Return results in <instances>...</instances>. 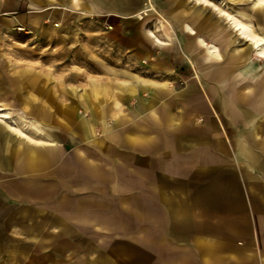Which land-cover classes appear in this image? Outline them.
Here are the masks:
<instances>
[{
	"label": "crops",
	"instance_id": "obj_1",
	"mask_svg": "<svg viewBox=\"0 0 264 264\" xmlns=\"http://www.w3.org/2000/svg\"><path fill=\"white\" fill-rule=\"evenodd\" d=\"M101 1L130 12L143 6ZM170 5L171 46L154 42L143 22L132 42L151 51L138 66L152 79L120 70L135 86L122 81L113 88L107 79L114 69L100 63L105 77L91 78L90 87L118 100L106 108L75 94L96 123L80 116L78 124H60L56 114L68 115L70 104L29 105L25 111L56 123L48 130L63 128L57 140L42 120L15 116L0 103L10 115L0 121V167L20 178L0 185L17 195L9 213L0 206V264H264V74L255 79L253 47L234 28L246 47L236 37L226 40L220 28L211 32L218 20L210 9ZM169 28L162 29L167 38ZM225 41L237 45L225 48ZM130 96L134 107L110 116ZM13 118L22 129L23 119L39 123L43 132L25 129L27 138L10 128Z\"/></svg>",
	"mask_w": 264,
	"mask_h": 264
},
{
	"label": "rangeland",
	"instance_id": "obj_2",
	"mask_svg": "<svg viewBox=\"0 0 264 264\" xmlns=\"http://www.w3.org/2000/svg\"><path fill=\"white\" fill-rule=\"evenodd\" d=\"M94 1L98 5L96 10L92 7L91 0H39L35 1L38 5L36 7L31 5L30 0H0V103L8 107L15 116L23 111V116L30 121L42 120L47 131L57 140L61 139L63 128H58L60 125L57 124L52 130L58 133L48 130L47 124L56 123L49 122L48 118H37L32 112L25 111L29 105L54 109L55 106L70 104L72 110L68 115L56 114L60 124H78L80 116L84 122L93 123L96 121L95 113L90 107H80L76 95L88 97L91 103L103 101L106 108L112 99L115 100L116 96H108L109 91H93L90 87L91 78L101 80L105 77L106 69L100 63L114 69L115 73L111 75L113 78L107 79L114 84L113 88H116V84L118 87L122 81H126L129 86L135 84L128 74L121 76L120 70L150 78L145 73L146 67L138 65H144L151 51H147V47L142 44L132 45L139 36L140 23H145L146 30L149 27L152 29L149 35L154 42L163 40L171 46L176 41L175 19L172 13H167L172 0H136L140 6L143 4L144 7H152L146 15H137L139 10L130 12L110 9L103 1ZM173 1L210 9L213 17L218 20V26L211 25V32L220 28L225 32L226 40L235 38L236 33L232 31L233 27L222 10L237 16L238 13L243 14V20L250 23L256 32L264 33V2L255 4L256 0ZM163 17L170 27L169 38L164 36L162 31L168 26ZM236 42L241 44L240 47L247 45L238 37ZM226 44L225 41L221 46L235 48L237 45ZM249 53L248 65L254 68L256 79L264 74V59L257 58L254 50ZM160 56L162 55L157 57ZM136 60L138 63H135ZM157 80L166 83L171 79ZM249 81L253 80L248 79L247 82ZM141 95L146 96L147 91L143 89ZM130 97L131 99L123 101L122 104H114L115 110L113 109L114 112L110 113V116H118L119 110L120 113L129 112L136 100V96ZM199 117L202 118L201 115ZM5 134L6 130L1 127L0 140ZM61 147L68 148L69 144L64 142ZM46 168L47 166L40 168V173L45 174V178L47 173L42 170ZM19 179L14 176V171H6L0 167V185L15 186L16 180ZM21 182L29 184L28 186L32 184L31 180L27 182L26 179ZM40 184L46 186L49 181L44 179ZM15 196V193H8L0 188V206H3L2 210L6 213L14 207L10 206V203L16 202ZM5 217L6 215L4 219Z\"/></svg>",
	"mask_w": 264,
	"mask_h": 264
},
{
	"label": "bare ground",
	"instance_id": "obj_3",
	"mask_svg": "<svg viewBox=\"0 0 264 264\" xmlns=\"http://www.w3.org/2000/svg\"><path fill=\"white\" fill-rule=\"evenodd\" d=\"M264 0H256L255 4L262 3ZM147 4V3H144ZM147 5L144 7L141 6L139 9V12L136 14L141 15L148 14L150 10H152V7H147ZM222 13L228 18L230 21V24L232 27L237 31V33L243 37L246 41H248L255 51L256 57L264 59V33L256 32L252 25L246 21L243 20L244 15L241 13H238L239 16L236 14H232L226 10H222ZM209 48H211V51L214 53H217V48L214 45H209ZM10 115L6 108L0 106V121H5L7 118H9ZM38 120V119H37ZM18 121L16 119H12V124H10V128L14 130L15 132L22 134L23 136L27 138H31L28 133H26L25 129L32 130L38 133L43 132L42 129H40L37 125L39 123H29L26 119H23L21 122L24 125L25 129H22L20 126L17 125ZM1 124V123H0ZM3 124V123H2Z\"/></svg>",
	"mask_w": 264,
	"mask_h": 264
}]
</instances>
